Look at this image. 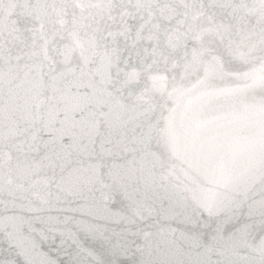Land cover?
I'll use <instances>...</instances> for the list:
<instances>
[{"label":"snow or ice","instance_id":"snow-or-ice-1","mask_svg":"<svg viewBox=\"0 0 264 264\" xmlns=\"http://www.w3.org/2000/svg\"><path fill=\"white\" fill-rule=\"evenodd\" d=\"M0 264H264V0H0Z\"/></svg>","mask_w":264,"mask_h":264}]
</instances>
